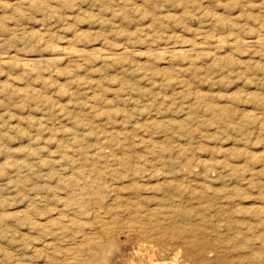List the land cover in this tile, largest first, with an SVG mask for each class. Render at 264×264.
<instances>
[{
    "label": "rangeland",
    "instance_id": "1",
    "mask_svg": "<svg viewBox=\"0 0 264 264\" xmlns=\"http://www.w3.org/2000/svg\"><path fill=\"white\" fill-rule=\"evenodd\" d=\"M263 251L264 0H0V264Z\"/></svg>",
    "mask_w": 264,
    "mask_h": 264
},
{
    "label": "bare ground",
    "instance_id": "2",
    "mask_svg": "<svg viewBox=\"0 0 264 264\" xmlns=\"http://www.w3.org/2000/svg\"><path fill=\"white\" fill-rule=\"evenodd\" d=\"M51 49V48H50ZM54 49V48H53ZM58 49H60V48H57V50ZM62 49V48H61ZM67 49V48H66ZM56 50V49H55ZM69 50V49H68ZM62 51V50H61ZM74 53V52H73ZM79 53H81V52H79ZM75 57V56H74ZM5 157V156H4ZM91 164V163H90ZM98 164V163H97ZM83 165V164H82ZM210 166V165H209ZM118 167V166H117ZM134 167V166H133ZM86 168V167H85ZM94 169V168H93ZM206 169V168H205ZM69 170V169H68ZM109 170V169H108ZM101 171V170H100ZM169 171V170H168ZM204 171V170H203ZM74 172H75V170H74ZM77 172V171H76ZM110 172V171H109ZM125 172V171H124ZM128 172V171H127ZM195 172V171H194ZM100 173V172H99ZM198 173V172H197ZM98 176V175H97ZM104 176V175H103ZM128 177V176H127ZM86 178V177H85ZM94 178V177H93ZM96 178V177H95ZM60 179V178H59ZM66 179V178H65ZM100 179V178H99ZM61 180V179H60ZM59 180V181H60ZM112 180V179H111ZM130 180V179H129ZM78 181V180H77ZM126 181V180H125ZM139 181V180H138ZM169 181V180H168ZM64 182V181H63ZM74 182V181H73ZM108 182V181H107ZM204 182V181H203ZM86 183V182H85ZM99 183V182H98ZM128 183V182H127ZM126 183V184H127ZM140 183V182H139ZM132 184V183H131ZM87 185H91V184H87ZM113 185H115V184H113ZM64 186V185H63ZM76 186V185H75ZM92 186H93V184H92ZM221 186V185H220ZM82 187V186H81ZM212 187V186H211ZM210 187V188H211ZM76 188H77V186H76ZM92 188V187H91ZM124 188V187H123ZM145 188V187H144ZM209 188V189H210ZM93 189H94V187H93ZM221 189V188H220ZM78 190V189H77ZM83 190H85V189H83ZM92 190V189H91ZM123 190V189H122ZM127 190V189H126ZM125 190V191H126ZM167 190V189H166ZM90 191V190H89ZM129 191V190H128ZM86 192H88V191H86ZM91 192V191H90ZM127 192V191H126ZM132 192V191H131ZM155 192V191H154ZM225 192V191H224ZM120 193H122V192H120ZM213 193V192H212ZM217 193V192H216ZM126 195V194H125ZM225 195V194H224ZM61 196V195H60ZM67 197V196H66ZM71 197V196H70ZM216 197V196H215ZM82 198V197H81ZM148 198V197H147ZM201 198V197H200ZM154 199V198H153ZM198 200V199H197ZM210 200V199H209ZM96 201H97V199H96ZM102 201V200H101ZM215 201V200H214ZM218 201V200H217ZM100 202V201H99ZM131 202V201H130ZM198 202V201H197ZM242 202V201H241ZM69 203V202H68ZM97 203V202H96ZM205 203V202H204ZM226 203V202H225ZM61 204V203H60ZM111 204V203H110ZM123 204V203H122ZM200 204H201V202H200ZM216 204V203H215ZM215 204H213L214 206H215ZM224 204V203H223ZM206 205V204H205ZM208 205V204H207ZM210 205H211V203H210ZM67 206V205H66ZM103 206V205H102ZM133 206V205H132ZM209 206V205H208ZM81 207H83V206H81ZM114 207V206H113ZM221 207V206H220ZM234 207H235V205H234ZM214 208V207H213ZM223 208V207H222ZM62 209V208H61ZM60 209V210H61ZM70 209V208H69ZM75 209V208H74ZM98 209V208H97ZM210 209V208H209ZM216 209V208H215ZM235 209V208H234ZM145 210V209H144ZM198 210V209H197ZM114 211V210H113ZM184 211V210H183ZM26 212V211H25ZM102 212V211H101ZM229 212V211H228ZM241 212V211H240ZM68 213H69V211H68ZM122 213H123V211H122ZM182 213V212H181ZM209 213V212H208ZM220 213V212H219ZM225 213V212H224ZM43 214V213H42ZM111 214H113V213H111ZM110 214V215H111ZM116 214V213H115ZM222 215V214H221ZM142 216H144V215H142ZM218 216H219V214H218ZM229 216V215H228ZM233 216V215H232ZM231 216V217H232ZM51 217V216H50ZM205 217V216H204ZM212 217V216H211ZM223 217V216H222ZM135 218V217H134ZM49 219V218H48ZM52 219V218H51ZM136 219V218H135ZM173 219H175V218H173ZM177 219H179V218H177ZM217 219V218H216ZM222 219H224V218H222ZM24 220V219H23ZM137 220V219H136ZM237 220V219H236ZM49 221V220H48ZM136 222V221H135ZM145 222V221H144ZM186 222V221H185ZM44 223H46V221L44 222ZM24 224V223H23ZM182 224V223H181ZM155 225V224H154ZM211 225V224H210ZM215 225V224H214ZM213 225V226H214ZM239 225V224H238ZM146 226V225H145ZM148 226H149V224H148ZM239 226H241V224L239 225ZM155 227V226H154ZM222 227V226H221ZM15 228V227H14ZM149 228V227H148ZM158 228V227H157ZM175 228V227H174ZM173 228V229H174ZM181 228H182V226H181ZM237 228V227H236ZM36 229V228H35ZM38 229V228H37ZM146 229V228H145ZM150 229V228H149ZM152 229V228H151ZM172 229V228H171ZM212 229V228H211ZM215 229V228H214ZM213 229V230H214ZM11 230V229H10ZM142 230V229H141ZM180 230V229H179ZM212 230V231H213ZM226 230V229H225ZM233 230V229H232ZM142 231H144V230H142ZM192 231V230H191ZM110 232V231H109ZM118 232V231H117ZM206 232V231H205ZM226 232V231H225ZM224 232V233H225ZM239 232V231H238ZM145 233V232H144ZM209 233V232H208ZM235 233V232H234ZM237 233V232H236ZM223 234V233H222ZM226 234V233H225ZM230 234V233H229ZM171 235V234H170ZM210 236V235H209ZM225 236V235H224ZM234 236V235H233ZM168 237V236H167ZM218 237V236H217ZM236 237V236H235ZM173 238V237H172ZM216 237H214V239H215ZM227 238H228V235H227ZM29 239H31V238H29ZM163 239V238H162ZM171 239V238H170ZM210 239V238H209ZM208 239V240H209ZM211 239H213V238H211ZM225 239V238H224ZM233 239V238H232ZM33 240V239H32ZM114 240V239H113ZM227 240V239H226ZM3 242V241H2ZM11 242V241H10ZM166 242V241H165ZM216 242V241H215ZM232 242V241H231ZM15 243V242H14ZM177 243V242H176ZM12 244V243H11ZM22 244V243H21ZM72 244V243H71ZM172 244V243H171ZM174 244V243H173ZM254 244V243H253ZM179 245V244H178ZM176 246V245H175ZM174 246V247H175ZM222 246V245H221ZM248 246V245H247ZM262 246V245H261ZM3 247V246H2ZM8 248H9V246H7ZM182 247V246H181ZM220 247V246H219ZM12 248V247H11ZM14 248V247H13ZM24 248V247H23ZM28 248V247H27ZM151 248V247H150ZM180 248V247H179ZM257 248V247H256ZM34 249V248H33ZM66 249V248H65ZM178 249V248H177ZM191 249V248H190ZM197 249V248H196ZM14 250V249H13ZM12 250V251H13ZM16 250V249H15ZM201 250V249H200ZM262 250H263V248H262ZM185 251V250H184ZM251 251V250H250ZM25 252V251H24ZM189 252V251H188ZM187 252V253H188ZM264 252V251H263ZM10 253V252H9ZM186 253V252H185ZM190 253V252H189ZM208 253V252H207ZM248 253V252H247ZM192 254V253H191ZM203 254V253H202ZM216 254V253H215ZM214 254V255H215ZM245 254V253H244ZM259 254V253H258ZM257 254V255H258ZM9 255V254H8ZM14 255V254H13ZM141 255V254H140ZM178 255H179V252H177L172 258H170V259H167V260H160V261H151L149 264H180L177 260H178ZM188 254H186V256H187ZM190 255V254H189ZM7 256V255H6ZM22 256V255H21ZM28 256V255H27ZM33 256V255H32ZM99 256V255H98ZM192 256V255H191ZM190 256V257H191ZM41 257V256H40ZM86 257V256H85ZM154 257V256H153ZM188 257V256H187ZM203 257H204V255H203ZM219 257V256H218ZM246 257V256H245ZM83 258V257H82ZM189 258V257H188ZM193 258V257H192ZM191 258V259H192ZM200 258V257H199ZM224 258V257H223ZM250 258V257H249ZM263 258V257H262ZM84 259V258H83ZM154 259V258H153ZM190 259V258H189ZM197 259V258H196ZM222 259V258H221ZM9 260V259H8ZM149 260V259H148ZM251 260V259H250ZM14 261V260H13ZM22 261V260H21ZM99 261V260H98ZM189 261V260H188ZM204 261V260H203ZM12 262V261H11ZM206 262H207V260H206ZM212 262V261H211ZM233 262V261H232ZM246 262V261H245ZM244 262V263H245ZM249 262V261H248ZM2 263V262H1ZM15 263V262H14ZM81 263V262H80ZM186 263V262H185ZM201 263V262H200ZM243 263V262H242ZM97 264V263H96ZM203 264V263H202ZM235 264V263H234Z\"/></svg>",
    "mask_w": 264,
    "mask_h": 264
}]
</instances>
